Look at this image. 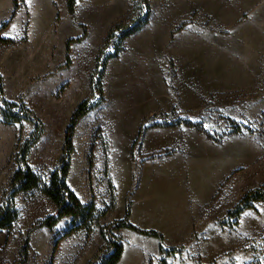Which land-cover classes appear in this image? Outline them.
I'll use <instances>...</instances> for the list:
<instances>
[{
  "label": "rangeland",
  "instance_id": "obj_1",
  "mask_svg": "<svg viewBox=\"0 0 264 264\" xmlns=\"http://www.w3.org/2000/svg\"><path fill=\"white\" fill-rule=\"evenodd\" d=\"M90 1L79 0L87 22L74 25L79 32L54 24L55 33L28 39L26 23L12 22L23 0L17 9L0 0V37L13 41H0V206L33 130L5 121L7 104H24L43 124L26 155L41 187L60 165L77 105L102 99L75 125L66 177L94 219L47 227L40 222L55 205L40 189L16 193L17 219L0 228V264H16L25 241L22 264H87L127 208L134 227L162 240L114 229L117 264H264V200L231 214L264 186V0H149L148 23L107 61L101 97L89 78L106 35L89 22Z\"/></svg>",
  "mask_w": 264,
  "mask_h": 264
},
{
  "label": "trees",
  "instance_id": "obj_2",
  "mask_svg": "<svg viewBox=\"0 0 264 264\" xmlns=\"http://www.w3.org/2000/svg\"><path fill=\"white\" fill-rule=\"evenodd\" d=\"M77 0H66L68 12L71 16L74 15L75 4ZM14 7L17 9V2L13 0ZM134 7V8H133ZM150 5L149 0H134L131 12L127 15L125 20L114 24L106 34L102 47L98 50L95 59L94 73L89 78V85L92 92L97 88L101 97V79L103 77L107 61L110 58L116 57L120 51V44L124 39L136 33L142 27L148 23L150 17ZM14 14L12 13L11 16ZM7 22L0 27V30L5 28ZM84 36V33L78 39H69L65 44V51H69V44L74 40H79ZM0 41L12 43L13 41L3 39L0 37ZM108 47V44H111ZM1 80V76H0ZM2 83L0 81V97L2 96ZM102 99L97 101H91L85 99L81 101L74 110L69 124L65 129L64 144L62 150V157L60 165L49 174L47 184L40 187V179L27 164L26 155L28 150L41 136L43 130L42 122L34 115V113L25 107L24 104L19 106L16 103H8L10 106L9 111H2L1 114L5 121L11 123H21L28 121L33 124V130L30 134V138L26 140L20 150L17 151V169L14 171L9 187L3 193V205L0 206V228H9L12 223L17 219L18 213L14 208L13 198L16 193L21 191H29L32 189H40L41 193L45 195L54 205L55 213L50 215L42 222L41 225L47 227H53L63 217L70 216L72 221L77 219L80 222H85V219H94V207L93 205H84L81 203L76 194L68 187L66 183V177L69 171V158L73 150V134L75 125L85 114L90 110L97 107ZM235 128V127H234ZM236 133L240 131L235 129ZM264 200V186L249 191L234 207L231 214L236 217L241 215L247 208H250L254 202ZM130 215L129 208L125 211L124 218L117 223L116 226H108L102 230V236L105 241V245L96 254L94 259L87 264H117L123 254V244L120 237L113 233L114 229L128 228L139 234L152 236L159 240H162V236L155 231L141 230L134 227L128 220ZM27 242L25 241L20 250V260L16 264H22L25 261V254L27 252Z\"/></svg>",
  "mask_w": 264,
  "mask_h": 264
},
{
  "label": "crops",
  "instance_id": "obj_3",
  "mask_svg": "<svg viewBox=\"0 0 264 264\" xmlns=\"http://www.w3.org/2000/svg\"><path fill=\"white\" fill-rule=\"evenodd\" d=\"M10 1L12 6L13 0ZM88 6L91 14L89 22L93 25V29L99 30L103 35H106L113 24L123 19L129 10L128 0L120 5L111 0H91ZM177 6H181L180 2ZM80 8V2L77 0L74 18H72L68 12L66 0H23L12 22L26 23L28 39L45 38L48 34L55 33L50 29V26L54 24L59 25L56 32L65 35L74 29V25L87 24L84 16L80 14L82 13ZM73 31L79 32L77 26ZM67 38L73 37L67 36Z\"/></svg>",
  "mask_w": 264,
  "mask_h": 264
}]
</instances>
